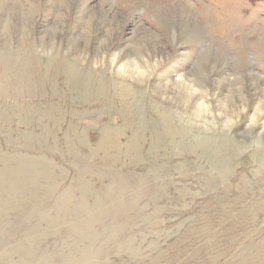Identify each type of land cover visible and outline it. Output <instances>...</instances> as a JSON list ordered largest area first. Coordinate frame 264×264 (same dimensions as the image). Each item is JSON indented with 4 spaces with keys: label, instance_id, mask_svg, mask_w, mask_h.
Wrapping results in <instances>:
<instances>
[{
    "label": "rangeland",
    "instance_id": "374dc122",
    "mask_svg": "<svg viewBox=\"0 0 264 264\" xmlns=\"http://www.w3.org/2000/svg\"><path fill=\"white\" fill-rule=\"evenodd\" d=\"M0 264H264V0H0Z\"/></svg>",
    "mask_w": 264,
    "mask_h": 264
}]
</instances>
